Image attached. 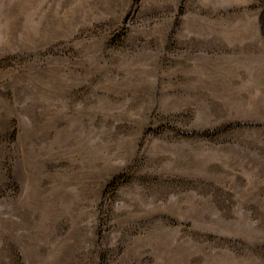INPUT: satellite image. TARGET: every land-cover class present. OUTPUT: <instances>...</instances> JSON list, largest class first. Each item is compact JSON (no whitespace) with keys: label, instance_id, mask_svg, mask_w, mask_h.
Returning <instances> with one entry per match:
<instances>
[{"label":"rangeland","instance_id":"1","mask_svg":"<svg viewBox=\"0 0 264 264\" xmlns=\"http://www.w3.org/2000/svg\"><path fill=\"white\" fill-rule=\"evenodd\" d=\"M0 264H264V0H0Z\"/></svg>","mask_w":264,"mask_h":264}]
</instances>
